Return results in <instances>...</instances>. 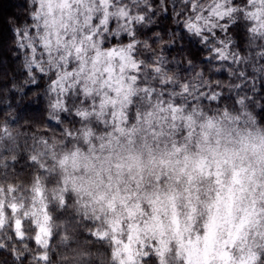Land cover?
Here are the masks:
<instances>
[{
  "label": "snow or ice",
  "instance_id": "snow-or-ice-1",
  "mask_svg": "<svg viewBox=\"0 0 264 264\" xmlns=\"http://www.w3.org/2000/svg\"><path fill=\"white\" fill-rule=\"evenodd\" d=\"M19 7L0 264H264V0Z\"/></svg>",
  "mask_w": 264,
  "mask_h": 264
},
{
  "label": "trees",
  "instance_id": "trees-1",
  "mask_svg": "<svg viewBox=\"0 0 264 264\" xmlns=\"http://www.w3.org/2000/svg\"><path fill=\"white\" fill-rule=\"evenodd\" d=\"M21 3L22 0H0V44H3L6 40H10L11 34L7 30V20L9 17L22 11L19 7ZM170 23V20H167L165 21L164 26L168 27L170 26ZM175 54L176 53L174 51L171 52V55ZM0 56L8 57L9 54L5 52L3 48H0ZM4 67L7 70L8 75L11 76L15 69V63L11 59H8V62ZM226 77L227 73H222L219 78L226 79ZM6 84H9V81L7 79L0 78V118H2L3 113L11 110L14 114L21 118V125H23L24 120L26 119L39 120L40 112L38 109L42 110L43 106L39 103H32L34 100V93L28 91V94L24 96L21 101L19 95L4 90V86ZM17 102H19L18 108ZM9 103L12 106L11 109L8 108ZM5 258L6 257H0V259Z\"/></svg>",
  "mask_w": 264,
  "mask_h": 264
}]
</instances>
